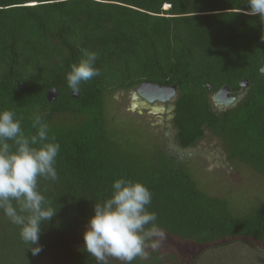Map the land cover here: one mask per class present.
Segmentation results:
<instances>
[{
  "label": "trees",
  "instance_id": "obj_1",
  "mask_svg": "<svg viewBox=\"0 0 264 264\" xmlns=\"http://www.w3.org/2000/svg\"><path fill=\"white\" fill-rule=\"evenodd\" d=\"M248 8V0H0V112L12 111L26 136L37 134L33 117L40 114L46 142L59 144L58 180L38 177V191L57 208L40 222L42 250L33 255L0 209V264H96L84 248L85 226L94 204L110 198L121 178L148 188L146 209L155 213V225L185 246L202 253L242 241L264 249V204L230 215L224 199L196 190L163 149L146 160L124 150L104 114L109 92L146 81L175 84L171 122L178 145L189 148L209 130L229 160L264 177V25L259 15L241 11ZM81 49L97 54L100 75L81 82L74 97L66 74L84 58ZM222 86L239 96L229 108L211 100ZM146 251L147 259L131 264H196L177 249Z\"/></svg>",
  "mask_w": 264,
  "mask_h": 264
},
{
  "label": "clouds",
  "instance_id": "obj_2",
  "mask_svg": "<svg viewBox=\"0 0 264 264\" xmlns=\"http://www.w3.org/2000/svg\"><path fill=\"white\" fill-rule=\"evenodd\" d=\"M248 4L249 8L241 11L259 15L264 25V0H248ZM261 39L264 40V33ZM81 52L84 58L78 64L72 63L66 74L67 85L75 93H79L81 82L100 75L94 67L97 54L87 49ZM13 117L10 110L0 112V209L19 227L21 240L37 255L42 250L40 222L50 220L57 210L38 191V177L58 180L54 163L59 144L46 142L48 125L40 114L33 117L32 126L38 131L31 136L24 134L20 121ZM112 188L110 198L94 204V215L83 234L84 248L96 264H107L108 257L123 264H131L137 257L147 259L146 249L157 250L166 238L154 223L155 213L146 209L151 193L142 183L123 178L115 180Z\"/></svg>",
  "mask_w": 264,
  "mask_h": 264
},
{
  "label": "rangeland",
  "instance_id": "obj_3",
  "mask_svg": "<svg viewBox=\"0 0 264 264\" xmlns=\"http://www.w3.org/2000/svg\"><path fill=\"white\" fill-rule=\"evenodd\" d=\"M144 107L135 98L133 89L113 91L106 95L104 114L107 127L124 150L146 160L145 158L157 156L159 150L163 149L172 157L175 165H182L187 171L196 190L224 199L226 209L234 217L248 215L264 204V177L238 160H229L222 141L217 136L205 130L204 135L186 149L191 154H185L181 160L176 161L172 146L176 143L175 129L171 119L166 120L170 113L167 114L164 110L154 113ZM164 121L171 124L172 131L166 128ZM170 136L172 137L167 142L166 138ZM165 237L157 249L159 252H175L177 249L178 255L186 260L194 258L196 264H264V249L250 243L231 241L200 253L202 247L190 244L185 246L184 242L168 234ZM79 240L80 238H75L72 242L76 244ZM227 240L229 238L222 241ZM146 250L152 249L149 247ZM61 261L68 263L66 257H62ZM117 261V264H122Z\"/></svg>",
  "mask_w": 264,
  "mask_h": 264
},
{
  "label": "water",
  "instance_id": "obj_4",
  "mask_svg": "<svg viewBox=\"0 0 264 264\" xmlns=\"http://www.w3.org/2000/svg\"><path fill=\"white\" fill-rule=\"evenodd\" d=\"M261 71L264 72V64L261 67ZM239 84L245 86L247 81L245 79L240 80ZM21 88V85H19ZM207 89H210V86H206ZM135 93V98L139 100V104L152 105L151 111H162L165 107V104H169L170 108H174L175 97L177 95V88L175 84L172 85H160L151 82H142L136 88H133ZM73 96L76 97L77 93L72 92ZM47 100L51 101L55 98V89L50 88L46 92ZM239 99V96L233 95L229 87L222 86L216 92L212 94L211 100L214 105L221 108H229L235 104ZM159 103V104H158ZM158 105V106H157Z\"/></svg>",
  "mask_w": 264,
  "mask_h": 264
},
{
  "label": "flooded vegetation",
  "instance_id": "obj_5",
  "mask_svg": "<svg viewBox=\"0 0 264 264\" xmlns=\"http://www.w3.org/2000/svg\"><path fill=\"white\" fill-rule=\"evenodd\" d=\"M140 106H141V104H140ZM145 107L144 108H147L148 110L150 109V110H152L151 109V107H152V105H144ZM216 106V105H215ZM218 107V106H217ZM153 108V107H152ZM165 111L167 114L168 113H170V115L168 114L167 116H166V120H168L169 118L170 119H172V108H170L169 107V104H165V107L162 109V111ZM155 112H160V111H154V113ZM165 120V119H164ZM170 122H171V120H170ZM164 123H165V125H167V129H170L171 131L173 130V128H172V126H171V124H169L167 121H164ZM173 136V135H172ZM172 136H170V138H166V141L167 142H169L170 141V139H171V137ZM173 153L175 154V160L176 161H179V160H181L182 158H183V156L185 155V154H191L190 152H187L186 151V149L187 148H185V149H183V148H181L179 145H178V143L176 142V143H173ZM164 146L162 145V148H163Z\"/></svg>",
  "mask_w": 264,
  "mask_h": 264
}]
</instances>
